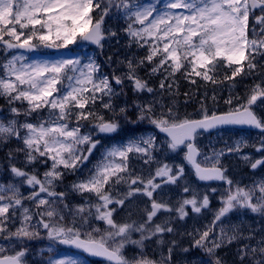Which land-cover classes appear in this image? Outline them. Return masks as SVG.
Masks as SVG:
<instances>
[{"label": "snow or ice", "instance_id": "obj_1", "mask_svg": "<svg viewBox=\"0 0 264 264\" xmlns=\"http://www.w3.org/2000/svg\"><path fill=\"white\" fill-rule=\"evenodd\" d=\"M106 18L123 24L125 48L146 49L142 57L117 56L115 63L126 68L119 75L103 73L94 57L82 62L28 55L78 41L101 51L113 38L120 44ZM0 52V97L11 114L0 108V147L13 140L18 145L0 163V241L6 242L0 243V264H30L33 255L38 258L31 264H87L61 246L106 264H227L219 250L240 240L248 241L236 250L240 264H264V234L257 236L264 228L247 219L264 220V176L244 184L222 162L235 153L254 174L264 169V115L257 111H264V0H0ZM107 59L111 63L112 55ZM146 66L148 77H162L158 88L139 74ZM225 68L230 74H220ZM178 73L193 85L195 78L230 82L228 109L210 112L201 101L198 116L181 115ZM237 77L254 78L243 98L232 94ZM120 97L125 99L117 104ZM184 97L189 103L190 93ZM225 127L254 129L261 138L251 143L241 136L210 153L199 146L203 135ZM121 132L125 139L111 143ZM247 147L259 158L244 153ZM169 155L180 163L169 162ZM134 159L145 167L137 171ZM186 167L200 182H222V190L210 189L218 194V208L211 209L208 192L200 196L190 188ZM76 173L81 175L57 190ZM171 188L180 192L175 199ZM70 194L83 202L70 204ZM121 210L126 217L117 220ZM206 210L212 219L203 228L180 231L178 222L190 212ZM185 235L188 246L178 239ZM129 248L136 254L129 256ZM197 250L200 256L193 254Z\"/></svg>", "mask_w": 264, "mask_h": 264}, {"label": "rangeland", "instance_id": "obj_2", "mask_svg": "<svg viewBox=\"0 0 264 264\" xmlns=\"http://www.w3.org/2000/svg\"><path fill=\"white\" fill-rule=\"evenodd\" d=\"M250 35H251V33H250ZM113 42H115V38H113V40L111 42H106L105 43V47L103 49L104 50L103 53L108 50V48L113 44ZM83 48H86V47H85V45L82 44L77 49V51H80ZM55 53H57V55H55V56L37 55V54H32V55H29V56H30V58H35V59H60V58L75 59V58H81L82 59V62H87L86 58L87 57H91V54H93V53H95V55H97L99 57L101 55H103V54H101L97 50H93L91 52V54L85 55V57H82L83 54H81V53H78V54H76V53H73V54L72 53L59 54L58 51H55ZM118 53H121V54H118ZM111 55H112V62L111 63L108 61L107 58H106V60H105V58L103 59V60H105L107 66L112 71L115 70L116 72H118L117 75H119L120 73L126 71V68L123 65H117L115 63V61L117 59V56L122 57V58H127L128 56H131V54L128 52V50L127 49H124L122 51H119L118 50L114 54H111ZM3 62H4V54L2 53V54H0V65H2ZM149 67L150 66H146L144 68L139 69V74L142 77H145L146 79H148L149 80V84L151 86H153L154 88H158L160 79L162 77L161 76H158V75L157 76H154V77L153 76L148 77ZM2 71H3L2 68H0V74H2ZM126 87L129 90H131L130 85H128L127 82H126ZM133 98H134V96H133ZM142 98H150V97H148L147 94H144L142 96ZM169 99L170 98L166 97L165 98V103H168ZM46 111L47 110H45V112ZM257 111L261 112L262 110L261 109H257ZM3 115L4 116H7L9 118L11 116L10 112H8V113H4L3 112ZM125 127L128 128V127H131V126H125ZM125 136H126V134L124 132H121V133H119V134H117L115 136V139H113L111 141V143H118V142L122 141L123 139H125ZM241 136L247 137L251 143H255V142H253L252 139H250L248 137L247 134H240V133H235V132H232V131H225V132H220V133L218 132V133H213V134L207 135V137H205L203 139V142L202 143L200 142V146L203 148V150L205 152H209L210 153L212 147L216 148L217 150L223 149V148H225L226 144L227 145H231L236 138L241 137ZM243 152L244 153H250L254 159L256 158V153L257 152L254 151L253 147L244 148L243 149ZM98 156H99V152L98 151L97 152H94L93 155H92V157H90L88 164L85 165V169L90 168L92 166V163H94L98 159ZM169 157H170L168 159L169 162H172L173 160H175L176 163H180V159L178 157H174L172 155H169ZM21 159H22V157H21ZM222 162H223V164H228V163L230 164V168H228V170H229V174L228 175H230V176H235L236 173H237L235 171L237 169L246 166L244 164V162L239 158V155L238 154H235V153H233L231 155H226L225 157H223ZM142 167H145V166L141 163L138 166V168L140 169ZM231 169H233V171ZM39 170H40V172H43L44 171V168L43 167H40ZM80 175H81L80 173H76V175H75L76 176V179ZM187 176L189 177V175H187ZM187 183L189 184L190 188L194 192L198 193L200 196H202L205 192H208L209 194H211L210 196H212V198L214 197V200H218V194H212V193H210V189L215 187V188H219V189L222 190L223 187H224V185H223V186H213V187H210L209 188L208 186H204V185L199 184L196 180H193V181L187 182ZM66 186H68V185H61V187L58 188L57 190L58 191L65 190ZM22 191H24L25 194H27L28 189L25 187V188L22 189ZM169 192L172 194L173 199H175L178 195H180V192H178V190L175 189V188L169 189ZM189 194L191 196L192 193L190 192ZM183 195L186 196V194H183ZM68 198H69L68 199V202L70 204H79V203H82L83 202L82 201V198L80 196L76 195V194H70ZM138 203L142 205L145 202L138 201ZM257 227H260L261 228L262 226H256V227H253V228H257ZM261 234H264V232H261V233L258 232L257 233V236H259ZM255 242H256L255 240L251 241V243H253V244H255ZM0 243H6V242L0 241ZM245 243H247V241L244 242V244ZM63 253H65V252H63ZM37 258L38 257H36L35 255H33V256L30 257V259H34V260L37 259Z\"/></svg>", "mask_w": 264, "mask_h": 264}, {"label": "trees", "instance_id": "obj_3", "mask_svg": "<svg viewBox=\"0 0 264 264\" xmlns=\"http://www.w3.org/2000/svg\"><path fill=\"white\" fill-rule=\"evenodd\" d=\"M263 63V62H260ZM230 69H221L220 74L227 72L230 74ZM195 78V77H194ZM176 79L178 81V87H179V94L176 96V99L179 101V112L181 115L191 113L198 116L199 109H200V102L204 101L207 108L211 112L212 110H215L217 112H223L228 109V105L225 103V101L229 97V87L228 84L230 82H225L224 84L220 85H212L211 83L205 84L204 81H202L200 78H195L197 80V83L195 85L191 84L188 80H186L183 76H181L179 73L176 76ZM260 77H255V80H259ZM254 82L253 77H247L245 79H241V77L236 78V87L232 90L233 96L236 94H239L242 98L245 95L246 92V85L250 86ZM188 92L190 93V100L189 103L184 104V93ZM205 92H207V97H205ZM216 96V100H212V96ZM235 103V101H234ZM240 246L239 242H235L229 246H227V250L225 252H221L218 255L223 257V259L227 262V264H234L235 259L234 255L237 256V248ZM131 254L129 256L135 255L136 250L133 248H130ZM226 253V254H224ZM151 254V253H150ZM155 258V257H154Z\"/></svg>", "mask_w": 264, "mask_h": 264}, {"label": "bare ground", "instance_id": "obj_4", "mask_svg": "<svg viewBox=\"0 0 264 264\" xmlns=\"http://www.w3.org/2000/svg\"><path fill=\"white\" fill-rule=\"evenodd\" d=\"M5 154H6V153H4V152L0 153V160H3V159H4Z\"/></svg>", "mask_w": 264, "mask_h": 264}]
</instances>
